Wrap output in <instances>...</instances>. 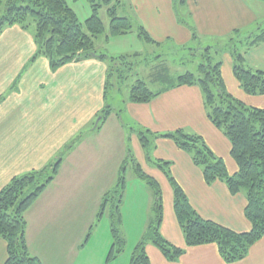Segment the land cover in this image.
<instances>
[{
  "label": "trees",
  "instance_id": "1",
  "mask_svg": "<svg viewBox=\"0 0 264 264\" xmlns=\"http://www.w3.org/2000/svg\"><path fill=\"white\" fill-rule=\"evenodd\" d=\"M88 1L92 7V14L82 25L66 0H0V35L7 27L17 24L25 28L23 25L26 18L32 15L35 22L33 41L36 46L33 58L37 55L46 57L51 71L54 72L68 63L87 58L109 60L103 90V97L106 98V89L110 86V76L113 74L112 63L116 60H124L125 57L123 55L109 57L95 51L93 39L105 29L97 13L101 4L108 6L110 35L126 34L134 25L137 27L139 38L145 42L156 46L163 43L153 40L145 28L134 22L129 15H118L117 8L124 6L123 0ZM186 3L187 0H172L173 9L178 5L184 8ZM175 16L178 22L186 25L190 30L191 41L197 42L199 35L186 16L184 14L182 17L177 14ZM232 36H240L239 31H233ZM232 36H230L232 42L229 44V52L232 57L234 77L245 93L264 94V70L253 69L245 61V53L264 41V29L258 27L256 32L242 36V39L236 43ZM180 46L179 49L184 48L186 44ZM196 46L188 49L200 57L196 73L186 71L177 74L176 77H169L168 74L165 75L164 68L160 71L155 70L153 81L162 82L164 87L152 91L146 82L137 79L130 87L126 101L147 103L171 88L192 85L200 88L207 118L230 142V155L237 164L236 172L229 174L224 160L215 155L204 138L197 133L184 129L152 132L140 127L136 128L137 138L144 150L146 160L164 174L172 189L173 209L182 230L185 246L216 244L221 258L226 263H234L244 259L250 247L264 235V108L246 105L226 89L221 74L222 62L219 59L213 62L212 56V53L218 54L222 46L210 44ZM104 109L109 113L113 108L107 105ZM161 137L172 140L180 150L189 155L192 163L201 169L207 184L221 180L226 184L230 194L244 192L246 197L244 215L251 225L248 231H235L203 218L195 210L185 191L171 173L172 162L151 157L155 140ZM60 161L59 157L38 169L15 175L0 190V237L6 242L7 252L3 264H43L28 250L24 214L55 178ZM127 162L132 164L135 176L152 189L154 197L150 217L135 243L128 264H150L146 253L147 244L157 247L167 260L176 261L185 249L170 243L160 232L163 217L161 185L143 170L133 154L130 153ZM126 163L121 166L115 184L112 189L104 193L101 202L104 206L110 197L112 244L107 259L117 257L123 251L126 242L121 230L119 211L125 188L122 172Z\"/></svg>",
  "mask_w": 264,
  "mask_h": 264
},
{
  "label": "rangeland",
  "instance_id": "2",
  "mask_svg": "<svg viewBox=\"0 0 264 264\" xmlns=\"http://www.w3.org/2000/svg\"><path fill=\"white\" fill-rule=\"evenodd\" d=\"M254 1L264 7V0ZM66 2L82 25L92 14L88 0ZM122 3L124 6L117 8L118 15L129 14L133 18L128 2L123 0ZM107 7L101 4L97 9L105 29L93 39L95 51L109 57L123 55L125 59L112 63L113 74L106 89V98L103 97V90L109 60L87 58L71 62L60 67L53 75L47 58L42 55L33 58L35 51L30 50L27 37H31L35 31L32 15L26 18L25 28L17 24L2 33L19 39L21 45L15 43L7 47L6 40L0 36V126L6 132V142L17 140L19 143L20 139H27L29 149L36 148V154L39 149L46 150L47 156L42 158H48L46 164L61 158L64 183L73 185L68 193L78 191L79 197H83L84 204L79 210L84 212L83 240L78 246V253L74 250L76 241L69 249V254L74 252L78 263L83 264L87 263L83 261L90 264H128L135 246L133 240L137 238L140 226L139 219L146 215V203L154 200L152 189L135 176L132 164L126 163L130 153H134V139L138 134L136 127H130L120 113L130 87L137 79H142L152 91L162 88V82L153 81L155 70L164 68L165 75L169 77L186 71L196 73L200 57L188 49L210 44L230 51L229 44L232 42V34L222 37L199 35L197 42L190 41L181 49L172 41L156 46L139 38L134 25L128 33L112 36L109 34ZM183 9L180 5L175 7V15L182 17ZM243 34L245 31L240 36H232L234 43L242 39ZM223 52L212 53L213 62L220 60ZM15 91L17 94H14ZM107 105L113 108L109 113L104 109ZM59 116H63V119H58ZM46 131V136H42ZM45 138L52 144L51 150L48 145L38 147L41 145L39 139ZM89 144L95 147V151L88 150ZM18 146L21 147V144ZM124 163L122 174L125 188L119 211L126 242L117 257L107 259L109 251L105 245L112 240L110 197L104 206L101 202L104 193L112 188H105L104 185L110 175L119 173ZM106 166H110L111 171L107 172ZM161 190L164 192L162 186Z\"/></svg>",
  "mask_w": 264,
  "mask_h": 264
},
{
  "label": "crops",
  "instance_id": "3",
  "mask_svg": "<svg viewBox=\"0 0 264 264\" xmlns=\"http://www.w3.org/2000/svg\"><path fill=\"white\" fill-rule=\"evenodd\" d=\"M125 1L128 2L134 14V16L132 15L134 22L142 25L156 42L172 41L178 45H185L191 41L190 30L186 25L178 22L175 16L172 0ZM184 15L198 35L207 37L227 36L236 30L239 31V34L245 31L243 36H247L256 32L258 27L264 29L263 24L261 25L262 22L264 23V7L255 3L254 0H187ZM5 30H11V28L7 27ZM1 38L6 40L7 47L15 43L17 46L21 45L19 39H15L7 33H4ZM27 40L30 50L35 51L33 35L27 37ZM220 51H224L220 54V60L222 62L221 74L226 89L246 105L264 108V94L245 93L233 75L230 52L228 50ZM245 61L253 69L264 70V41L251 47L245 53ZM58 70L51 72L54 75ZM14 94L17 92L15 91ZM120 113L130 124V127L147 128L152 132L184 129L197 133L204 138L213 153L224 160L229 174H233L237 170V164L230 155V142L207 118L201 91L196 85L168 89L147 103L126 101L120 109ZM62 117L57 118L62 120ZM5 133L3 127L0 126V190L13 176L38 169L44 166L48 160V158L42 159L47 156L46 150L39 149L36 154V148L29 149L27 139H20L21 147L18 146L17 140L6 142ZM46 133L47 131L42 136H46ZM39 140L41 145L38 147L48 145L51 150L52 144L47 142V138ZM134 140L135 159L143 170L153 176L164 189L160 232L170 243L185 249L176 261H169L157 247L147 244L146 253L150 264H264V235L250 247L244 259L234 263H226L221 258L216 244L186 247L173 209L172 189L164 174L146 160L137 136ZM89 149L95 151V147L91 144L88 146ZM151 154L153 159L172 162V175L185 191L190 204L203 218L213 220L235 231H248L251 228L250 222L244 215L246 205L244 192L230 194L226 184L221 180L207 184L201 169L192 163L187 153L180 150L168 138H157ZM61 166L62 163L55 178L44 188L24 214L26 243L29 252L43 264H83L78 263L74 252L69 254V249L75 241L74 250L78 253V246L83 240L84 212H79L80 206L84 204L83 197H79L78 191H74L72 194L68 193V189L73 185L64 183L65 176ZM109 171H111L110 166L107 172ZM116 178L117 174L114 172L108 177L104 187H113ZM151 203L152 200L150 204L146 203V215L139 219L140 226L138 225L137 238H134L133 243L138 241L146 227L150 217ZM111 244L112 240L110 244L106 243L105 249L108 248L109 251ZM6 256V242L0 237V264L4 263ZM72 260L75 262L71 263ZM83 262L90 264L89 261Z\"/></svg>",
  "mask_w": 264,
  "mask_h": 264
}]
</instances>
